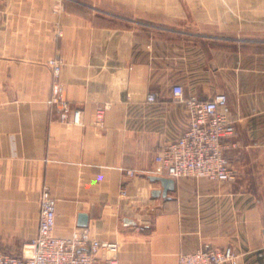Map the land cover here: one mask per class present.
Segmentation results:
<instances>
[{"label":"crops","instance_id":"crops-1","mask_svg":"<svg viewBox=\"0 0 264 264\" xmlns=\"http://www.w3.org/2000/svg\"><path fill=\"white\" fill-rule=\"evenodd\" d=\"M54 2L0 0V249L19 254L37 235L48 186L56 234L88 228L117 241L119 264H176L225 247L239 264H264V0H66L60 11ZM51 58L81 124L49 104ZM175 83L186 96L228 95L235 181L175 179L163 195L153 179L156 154L189 121Z\"/></svg>","mask_w":264,"mask_h":264},{"label":"built area","instance_id":"built-area-1","mask_svg":"<svg viewBox=\"0 0 264 264\" xmlns=\"http://www.w3.org/2000/svg\"><path fill=\"white\" fill-rule=\"evenodd\" d=\"M66 0H55L54 10L60 11ZM61 35L62 32L58 31ZM47 63L52 67L54 80L49 104L56 108L63 120L82 123V110L73 107L65 95L61 79L63 64L59 58ZM172 95L183 103L189 114L186 128L178 138L168 142L155 157L153 173L158 176L181 179L206 178L231 183L236 180L227 149L235 147L236 121L232 116L228 95L217 92L208 99L196 94L185 95L182 84L175 83ZM148 103H155L158 94L149 93ZM110 104L98 106L95 124L105 126L106 111ZM129 175H134L132 170ZM125 194V190H121ZM57 201L45 186L40 195V220L37 235L24 243L19 254L0 249V264H98L100 252L105 253L107 264H119L120 245L117 241L94 237L88 228H77L69 236L56 234ZM264 250V247H263ZM176 264H239L231 247L200 248L180 254Z\"/></svg>","mask_w":264,"mask_h":264},{"label":"water","instance_id":"water-1","mask_svg":"<svg viewBox=\"0 0 264 264\" xmlns=\"http://www.w3.org/2000/svg\"><path fill=\"white\" fill-rule=\"evenodd\" d=\"M153 179L161 181L163 185L162 193L163 195H166L167 192L174 188L175 186V179L170 177H164V176H154ZM155 194L159 195L161 193L160 190H156L154 192ZM88 223V216L84 213H81L79 216V224L81 226H86Z\"/></svg>","mask_w":264,"mask_h":264}]
</instances>
